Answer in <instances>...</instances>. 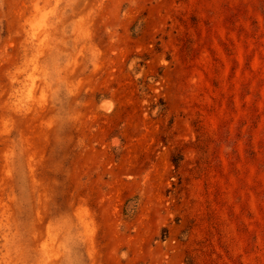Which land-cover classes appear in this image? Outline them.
<instances>
[{
    "label": "rangeland",
    "instance_id": "374dc122",
    "mask_svg": "<svg viewBox=\"0 0 264 264\" xmlns=\"http://www.w3.org/2000/svg\"><path fill=\"white\" fill-rule=\"evenodd\" d=\"M0 264H264V0H0Z\"/></svg>",
    "mask_w": 264,
    "mask_h": 264
}]
</instances>
